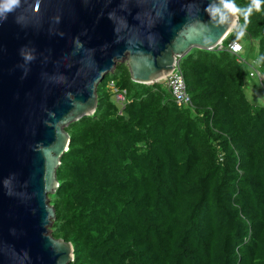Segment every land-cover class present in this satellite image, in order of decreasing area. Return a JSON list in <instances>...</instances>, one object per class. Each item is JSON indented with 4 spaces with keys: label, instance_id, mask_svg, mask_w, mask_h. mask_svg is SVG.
<instances>
[{
    "label": "trees",
    "instance_id": "trees-1",
    "mask_svg": "<svg viewBox=\"0 0 264 264\" xmlns=\"http://www.w3.org/2000/svg\"><path fill=\"white\" fill-rule=\"evenodd\" d=\"M225 1L257 54L185 56L189 107L118 63L94 115L67 128L50 201L70 264H264V105L245 94L249 79L264 89V0Z\"/></svg>",
    "mask_w": 264,
    "mask_h": 264
},
{
    "label": "water",
    "instance_id": "water-1",
    "mask_svg": "<svg viewBox=\"0 0 264 264\" xmlns=\"http://www.w3.org/2000/svg\"><path fill=\"white\" fill-rule=\"evenodd\" d=\"M240 19L225 0H0V264H70L50 196L67 128L94 115L118 63L166 80L193 50L214 51Z\"/></svg>",
    "mask_w": 264,
    "mask_h": 264
},
{
    "label": "built area",
    "instance_id": "built-area-1",
    "mask_svg": "<svg viewBox=\"0 0 264 264\" xmlns=\"http://www.w3.org/2000/svg\"><path fill=\"white\" fill-rule=\"evenodd\" d=\"M217 49L219 51L225 50L226 52L231 53L233 55L240 54L244 50L243 45L239 40H233L229 42L227 46L222 43L220 46L217 47ZM251 76L256 77L257 74L252 73ZM164 82L170 90V93L178 106L189 107L191 105V98L188 96L186 80L179 65H176L175 70L169 75L166 80H164ZM125 94L126 92H123L118 94L116 97L117 101L123 107L125 106L126 101Z\"/></svg>",
    "mask_w": 264,
    "mask_h": 264
},
{
    "label": "rangeland",
    "instance_id": "rangeland-1",
    "mask_svg": "<svg viewBox=\"0 0 264 264\" xmlns=\"http://www.w3.org/2000/svg\"><path fill=\"white\" fill-rule=\"evenodd\" d=\"M241 32L243 31L239 30V32L237 33L234 32V39L240 40L244 44L245 48L247 47V52H248V49L250 50V53H252V55H249V56L252 57L254 56V54H257L258 49L257 47L254 48L252 46V44L248 40L247 34L241 33ZM257 83H258L257 80L249 79V84L246 86L245 94L248 100L251 101L252 103H255V104L258 103L259 105H264V89ZM53 223L49 227L50 234L52 233L51 228H52Z\"/></svg>",
    "mask_w": 264,
    "mask_h": 264
},
{
    "label": "clouds",
    "instance_id": "clouds-1",
    "mask_svg": "<svg viewBox=\"0 0 264 264\" xmlns=\"http://www.w3.org/2000/svg\"><path fill=\"white\" fill-rule=\"evenodd\" d=\"M259 3H260V0H254V4L256 5L257 8L259 7ZM231 34H232V33H231ZM229 36H230V35H229ZM229 36H228V37H229ZM228 37H227V38H228ZM227 38H226V40H227ZM226 40H225V41H226ZM225 41H224V42H225ZM239 41H240V40H239ZM224 42H223V43H224ZM241 43H242V42H241ZM216 50H218V49H216ZM179 66H180V64H179ZM162 82H164V81H162ZM162 82H160V83H162Z\"/></svg>",
    "mask_w": 264,
    "mask_h": 264
}]
</instances>
